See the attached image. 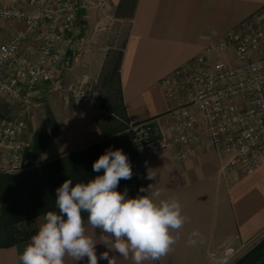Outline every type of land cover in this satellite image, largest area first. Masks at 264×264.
Masks as SVG:
<instances>
[{
  "label": "crops",
  "instance_id": "crops-1",
  "mask_svg": "<svg viewBox=\"0 0 264 264\" xmlns=\"http://www.w3.org/2000/svg\"><path fill=\"white\" fill-rule=\"evenodd\" d=\"M103 1L105 5L100 9L92 3L80 12L76 27L84 35L85 46L81 57L63 72L64 90L55 91L48 84H42L31 94L33 98L44 96L49 106L45 108L44 126L35 127L32 115L28 114L32 128L24 142L31 145L34 133L50 132L47 109L57 127L56 134L34 160L38 163L103 138L94 108L82 102L68 105L65 97L73 84L98 77L104 66L112 39L111 24L121 19L115 11L120 9L123 0ZM0 5L24 7L21 0H0ZM262 5L264 0H135L118 64L120 91L128 118L154 117L175 105L178 100L166 96L162 79L196 56L206 44L222 39ZM23 28L19 20L0 19V42L8 41ZM36 40L32 37L26 41L28 53L35 50ZM50 91L55 94H49ZM161 125L164 126V121ZM172 154L173 150H166L159 156L145 155L132 168L134 173L143 174L141 187L151 184L153 191L160 192L159 199H178L183 214L189 218L179 232L173 251L145 264H213V254L223 247L249 242L264 233V159L247 173L240 167L226 168V155L213 150L194 148L184 159H175ZM6 159L0 147V165ZM22 160L31 158L24 154ZM148 173L155 178L148 179ZM146 194L138 189L133 196ZM42 222V215L35 217L37 229ZM193 230L202 234L203 244L188 246ZM99 235L97 229L96 236ZM29 240L0 246V264H21L19 255ZM104 251L106 247L97 244L98 258ZM109 255L119 256L111 252ZM78 264H87V258ZM98 264L108 262L98 259ZM116 264L131 262L117 258Z\"/></svg>",
  "mask_w": 264,
  "mask_h": 264
},
{
  "label": "built area",
  "instance_id": "built-area-1",
  "mask_svg": "<svg viewBox=\"0 0 264 264\" xmlns=\"http://www.w3.org/2000/svg\"><path fill=\"white\" fill-rule=\"evenodd\" d=\"M20 1V0H19ZM21 0L23 8L0 5V19H16L23 30L0 42V96L21 106L33 105V91L42 84L64 90L59 74L82 55L85 38L77 21L92 3L103 0ZM36 38L33 53L26 41ZM169 99H177L161 115L128 118L126 128L135 158L173 150L175 159L194 148L226 155L224 166L251 172L264 159V5L161 81ZM73 103L93 107L80 87L67 89ZM164 121V126L161 125ZM26 123L21 116L0 120V147L7 155L0 170L22 168ZM135 182L144 183L140 171Z\"/></svg>",
  "mask_w": 264,
  "mask_h": 264
},
{
  "label": "clouds",
  "instance_id": "clouds-1",
  "mask_svg": "<svg viewBox=\"0 0 264 264\" xmlns=\"http://www.w3.org/2000/svg\"><path fill=\"white\" fill-rule=\"evenodd\" d=\"M103 174L85 182L66 179L56 189L55 208L43 216L37 232L19 255L21 264H98L103 259L116 264L117 258L131 264L157 261L173 251L179 232L189 218L183 214L178 199H159L154 185L141 187L146 195L128 196V189L117 191L120 180H129L131 162L122 149L109 147L93 162L92 171ZM148 179L155 176L148 173ZM86 214V219H85ZM100 230L99 237L96 230ZM204 243V237L193 230L188 246ZM97 244L107 251L96 253ZM118 253L119 256L109 255ZM232 247H224L212 256L213 264H230Z\"/></svg>",
  "mask_w": 264,
  "mask_h": 264
},
{
  "label": "trees",
  "instance_id": "trees-1",
  "mask_svg": "<svg viewBox=\"0 0 264 264\" xmlns=\"http://www.w3.org/2000/svg\"><path fill=\"white\" fill-rule=\"evenodd\" d=\"M120 56L121 51L115 64V70L113 71L114 77L111 78L115 82L117 91V106L113 105L108 110L112 115L108 118H111L112 121H109L106 125L98 122L103 134L102 140L82 149L63 154L42 164L38 162L34 163L33 160L37 158L38 154L46 146L50 137L57 132L52 113L47 109L46 115L50 132L48 135L34 133L32 135V143L25 153L32 161V164H28L27 167L32 168L19 173L0 170V220L6 226L40 215L44 216L49 210L58 211L54 204L56 189L66 179H72L74 186L76 182L86 183L96 175L103 174V170L100 173L93 172L92 165L109 147L122 149L129 157V160L134 156L135 152L130 136L123 131L126 128L125 122L128 116L125 112L122 92L120 91V78H118ZM125 188L128 189V196L135 197L131 191L129 180L122 179L119 182L117 191L123 192ZM37 230L34 229L25 236L2 242L0 246H8L20 240L30 239ZM262 248H264V245L260 244L256 246V257L261 255ZM254 258H250V256L244 257L236 264H252Z\"/></svg>",
  "mask_w": 264,
  "mask_h": 264
},
{
  "label": "rangeland",
  "instance_id": "rangeland-1",
  "mask_svg": "<svg viewBox=\"0 0 264 264\" xmlns=\"http://www.w3.org/2000/svg\"><path fill=\"white\" fill-rule=\"evenodd\" d=\"M134 2L135 0H123L120 9L115 11L119 16H121V19L113 20L114 23L112 22L111 24L112 29L109 35L112 39L110 41V44L108 45L109 48L106 51L107 54L103 64L104 66L102 67V70L99 73L98 77L85 80L80 83H75L70 87V88L80 87L83 93L89 97V100L93 102L92 105L96 117L102 124L105 125L108 124L109 121H112L111 118H108L112 116L111 113L108 111L109 108L112 107L113 105L117 106V91L115 88V82L111 80V78L114 77L113 71L115 70V64L118 60L123 40L128 31L129 18L131 16V12H132L131 10L133 9ZM58 77L60 78L61 82L64 83L63 75L59 74ZM44 90H47V88H45ZM53 92L54 91H50L49 94ZM53 94H55V92ZM72 104H74L72 100H68V105H72ZM46 106H49V104L47 98H45L44 96L42 98H33V105L32 107H30L28 112L25 111L21 106L12 103L10 104L6 100H2L1 98L0 120L3 117H10V116L23 117L26 123V129L23 134V141H24V139L28 137V134L31 132V128H32L28 114L32 115V119H33L32 121L35 122V127L41 125L44 126L45 123L44 120L46 119L45 118ZM28 147H30V145L25 143L22 155H24L28 151L29 149ZM134 156H132V158L130 159L132 168L135 166L137 162ZM35 162L36 161H34V163ZM28 164H32V161L27 160L26 162H24L22 160V168L18 171H15L14 173L27 171L28 169L32 168V167H27ZM129 183L133 195L138 189L140 191V186L138 185V183L135 182L134 172L132 178L129 179ZM35 226H36L35 218L18 221L16 222V224L13 223L10 226H6L2 222V220H0V243L8 240H12L14 238L25 236L34 229H37ZM260 244L264 245V233H261L259 236L255 237L249 242H245V243L234 242L231 243L229 246L228 245L225 246V247H232L234 249V256L231 259L230 264H236L242 258L248 256H250V258L255 257L252 261V264H264V248H262L261 255L256 257V246ZM222 249H220L217 253H219Z\"/></svg>",
  "mask_w": 264,
  "mask_h": 264
}]
</instances>
